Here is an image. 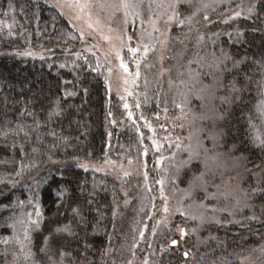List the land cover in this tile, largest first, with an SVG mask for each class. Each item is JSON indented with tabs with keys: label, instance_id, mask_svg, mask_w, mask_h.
Returning a JSON list of instances; mask_svg holds the SVG:
<instances>
[{
	"label": "rangeland",
	"instance_id": "1",
	"mask_svg": "<svg viewBox=\"0 0 264 264\" xmlns=\"http://www.w3.org/2000/svg\"><path fill=\"white\" fill-rule=\"evenodd\" d=\"M43 1L78 33L72 54L91 58L109 98V152L82 163L116 189L109 239L95 263L85 250L78 263L264 264V241L251 248L252 234L226 232L250 226L263 209L248 157L222 125L235 90L224 81L241 63L230 46L244 34L225 27L264 21L259 0ZM31 83L14 79L18 98Z\"/></svg>",
	"mask_w": 264,
	"mask_h": 264
},
{
	"label": "trees",
	"instance_id": "2",
	"mask_svg": "<svg viewBox=\"0 0 264 264\" xmlns=\"http://www.w3.org/2000/svg\"><path fill=\"white\" fill-rule=\"evenodd\" d=\"M259 5L264 12V0ZM252 23L225 27L239 25L244 34L230 46L241 63L224 81L235 90L222 121L223 138L247 155L259 189V220L226 230L252 234L251 248L264 241V113L258 110L264 106V21ZM78 41L73 26L43 0H0V264H79L84 250L95 263L94 252L109 239L116 189L81 166L109 152V98L91 58L72 54ZM29 48L53 57H26ZM20 76L32 83L18 98L13 82ZM37 80L41 89L33 85ZM240 236L229 237L243 244Z\"/></svg>",
	"mask_w": 264,
	"mask_h": 264
},
{
	"label": "snow or ice",
	"instance_id": "3",
	"mask_svg": "<svg viewBox=\"0 0 264 264\" xmlns=\"http://www.w3.org/2000/svg\"><path fill=\"white\" fill-rule=\"evenodd\" d=\"M121 6H123V7H125V8H127V7H129V5L126 3V2H122V5ZM179 23H183V21H179ZM132 51H135L134 49H132ZM123 66V65H122ZM259 111H261L262 113H264V106H261L259 109H258ZM259 139V138H258ZM260 143L261 144H264V140H262V141H260ZM82 167H83V165H81ZM165 211H167V209H165ZM38 215H39V213H38ZM61 229H57V231H60ZM64 231H69V229L67 228V227H65L64 229H63ZM181 231H183L182 229H181ZM173 244H175L176 243V241H173L172 242ZM185 255H187V253H185Z\"/></svg>",
	"mask_w": 264,
	"mask_h": 264
}]
</instances>
